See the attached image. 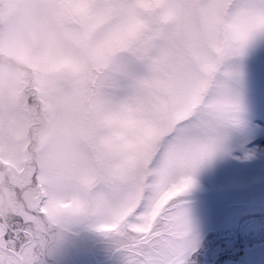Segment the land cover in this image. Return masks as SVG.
Returning <instances> with one entry per match:
<instances>
[{
	"label": "snow or ice",
	"instance_id": "snow-or-ice-1",
	"mask_svg": "<svg viewBox=\"0 0 264 264\" xmlns=\"http://www.w3.org/2000/svg\"><path fill=\"white\" fill-rule=\"evenodd\" d=\"M8 2L33 40L64 37L55 68L110 97L84 158L88 182L109 196L110 219L95 231L115 238L126 264H189L188 195L201 168L264 151V0ZM4 32L13 35L0 20ZM67 103L42 85L25 92L19 130ZM35 218L0 216V264H24ZM31 264L47 261L36 253Z\"/></svg>",
	"mask_w": 264,
	"mask_h": 264
},
{
	"label": "clouds",
	"instance_id": "clouds-1",
	"mask_svg": "<svg viewBox=\"0 0 264 264\" xmlns=\"http://www.w3.org/2000/svg\"><path fill=\"white\" fill-rule=\"evenodd\" d=\"M8 9V0H0V20L10 21L13 34L0 33V216L34 210L29 239L22 242L24 264L36 253L47 264H65L79 231L95 230L110 219L108 193L88 182L84 158L111 100L54 67L66 42L62 35L53 38L54 47L33 40ZM41 85L69 103L55 112L33 113L20 131L22 94Z\"/></svg>",
	"mask_w": 264,
	"mask_h": 264
},
{
	"label": "rangeland",
	"instance_id": "rangeland-1",
	"mask_svg": "<svg viewBox=\"0 0 264 264\" xmlns=\"http://www.w3.org/2000/svg\"><path fill=\"white\" fill-rule=\"evenodd\" d=\"M246 151L248 158L235 151L217 155L196 176L188 195L196 237L189 264H217L213 260L221 244L232 245L240 237L255 235L264 241V213L243 202L244 198L264 196V151ZM244 211L250 212L249 217H244ZM117 247L114 237L84 228L77 234L75 245L67 249L65 264H126ZM260 251L264 253V248ZM250 253L246 252L244 259L242 254L241 258L222 264H247ZM205 257L208 260L198 263ZM255 264H264V254Z\"/></svg>",
	"mask_w": 264,
	"mask_h": 264
},
{
	"label": "trees",
	"instance_id": "trees-1",
	"mask_svg": "<svg viewBox=\"0 0 264 264\" xmlns=\"http://www.w3.org/2000/svg\"><path fill=\"white\" fill-rule=\"evenodd\" d=\"M256 192H258V191H256ZM262 192L264 193V190ZM257 195L259 196V194H257ZM243 202H244V204L252 205L253 209L264 213V196L263 197L254 196L253 199H249V200L244 198ZM242 214L245 215L244 217H246V216L249 217L250 212L244 211V213L242 212ZM261 241H262L261 238L255 236V235H251L250 237H247V238L240 237L239 240H237L232 245L221 244L220 248L217 250V255L214 257L213 261H215L217 264H222L226 260H237V259L241 258L243 252L247 248H249V247L253 246V244L261 242ZM205 259L208 260V258L205 257L201 261H199L198 263H200L202 261H206Z\"/></svg>",
	"mask_w": 264,
	"mask_h": 264
},
{
	"label": "water",
	"instance_id": "water-1",
	"mask_svg": "<svg viewBox=\"0 0 264 264\" xmlns=\"http://www.w3.org/2000/svg\"><path fill=\"white\" fill-rule=\"evenodd\" d=\"M263 248H264V241H263V242H259V243L255 244L254 246L250 247V248L248 249V251H246V252H257V251H260V250L263 249ZM246 252H244V254H243V259H244V255H245ZM245 262H246L247 264H250V263L247 262V260H245ZM201 264H214V263L203 262V263H201Z\"/></svg>",
	"mask_w": 264,
	"mask_h": 264
},
{
	"label": "bare ground",
	"instance_id": "bare-ground-1",
	"mask_svg": "<svg viewBox=\"0 0 264 264\" xmlns=\"http://www.w3.org/2000/svg\"><path fill=\"white\" fill-rule=\"evenodd\" d=\"M263 252L257 251V252H251L247 255V262L255 264L257 260H259L263 256Z\"/></svg>",
	"mask_w": 264,
	"mask_h": 264
}]
</instances>
